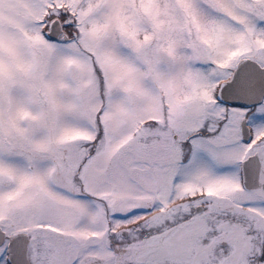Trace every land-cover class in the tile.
<instances>
[{
	"label": "snow or ice",
	"instance_id": "1",
	"mask_svg": "<svg viewBox=\"0 0 264 264\" xmlns=\"http://www.w3.org/2000/svg\"><path fill=\"white\" fill-rule=\"evenodd\" d=\"M0 264H264V0H0Z\"/></svg>",
	"mask_w": 264,
	"mask_h": 264
}]
</instances>
